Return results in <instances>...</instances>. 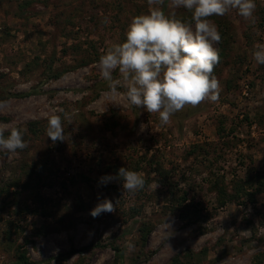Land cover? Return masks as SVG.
I'll use <instances>...</instances> for the list:
<instances>
[{"label": "rangeland", "instance_id": "374dc122", "mask_svg": "<svg viewBox=\"0 0 264 264\" xmlns=\"http://www.w3.org/2000/svg\"><path fill=\"white\" fill-rule=\"evenodd\" d=\"M256 4L253 21L235 10L212 17L227 41L214 45L218 102L185 107L161 125L158 114L129 105L122 85L112 94L97 67L107 47L124 41L131 18L148 11L147 0H0V126L19 128L28 144L0 151V185L8 189L0 196V264H22L18 254L26 264H172L174 257L264 264V192L253 203L219 206L213 191L219 178L229 186L264 180V65L252 55L264 44V0ZM164 11L191 15L170 0ZM61 110L72 118L64 140L53 142L47 120ZM111 167L142 172L144 189L124 191L118 179L101 184L114 177ZM183 194L200 222L179 219ZM105 198L115 210L92 217ZM142 224L151 227L145 245Z\"/></svg>", "mask_w": 264, "mask_h": 264}, {"label": "clouds", "instance_id": "9594fccd", "mask_svg": "<svg viewBox=\"0 0 264 264\" xmlns=\"http://www.w3.org/2000/svg\"><path fill=\"white\" fill-rule=\"evenodd\" d=\"M147 3L148 11L131 18L124 41L107 47L97 67L112 94L122 85L130 106L158 114L160 124L167 125L185 107L219 100L221 86L214 69L221 58L214 45L222 36L212 17L235 10L246 21H253L257 4L256 0H170L172 7L191 13L185 19L166 14L165 0ZM252 55L256 63L264 65V44L255 45ZM114 72L119 73L120 80L114 78ZM61 112L47 120L46 135L53 142L64 140L63 123L72 118L70 113ZM27 147L19 128L0 126V151L15 153ZM113 179L121 180L123 190L130 193L144 189L146 184L142 172L127 167L119 168L115 177H101L100 183ZM114 210L113 202L105 198L90 215L95 218Z\"/></svg>", "mask_w": 264, "mask_h": 264}, {"label": "trees", "instance_id": "16d2710c", "mask_svg": "<svg viewBox=\"0 0 264 264\" xmlns=\"http://www.w3.org/2000/svg\"><path fill=\"white\" fill-rule=\"evenodd\" d=\"M219 30L221 32L222 39L224 43H226L225 39V34L223 30L221 29V26H219ZM221 41L220 43H223ZM62 73L56 74L54 76V79L60 77ZM28 94H24L26 96ZM2 121H6L3 118H0ZM217 133L220 135L221 130L219 129ZM121 167H111L110 170L113 173L114 177L117 175L118 169ZM156 171V170H155ZM168 172H164L163 170L159 173V177L162 179V181L167 180L169 177ZM254 181H256V184L253 185ZM251 189V190H250ZM7 187H3L0 185V196H3L7 193ZM213 191L217 194V201L219 206H223L228 202H237L241 198H246L249 202L253 203L255 201V196L258 194H261L264 192V180L261 178H255L246 180L245 185L244 183L240 184H233L229 186L227 183L224 182L223 178L216 179L215 182L213 183ZM182 201L179 203L178 207L176 210L179 212V219L182 222H185L187 224H193V223H198L201 221L202 216L200 214V210L196 207L195 204L189 203V204H184L185 202V194L182 196ZM207 218L203 217V220L206 221ZM139 232V239L141 245H145L148 240V236L151 232V227L142 224L138 230ZM91 245L80 248L78 250L72 249L68 255L70 254H82L83 252H86L88 249H90ZM114 252L116 254L117 259H121L122 253L118 248L114 249ZM17 258L19 259V262L22 264H26L27 260L25 259L24 255L18 254ZM189 262L187 264H199L197 261L192 259V257H189ZM115 264V263H114ZM172 264H183L178 257H174L172 260ZM257 264V263H255Z\"/></svg>", "mask_w": 264, "mask_h": 264}]
</instances>
